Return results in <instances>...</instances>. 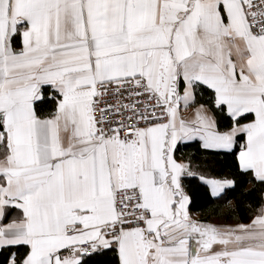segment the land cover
Wrapping results in <instances>:
<instances>
[{
	"label": "snow or ice",
	"instance_id": "snow-or-ice-1",
	"mask_svg": "<svg viewBox=\"0 0 264 264\" xmlns=\"http://www.w3.org/2000/svg\"><path fill=\"white\" fill-rule=\"evenodd\" d=\"M0 264H264V0H0Z\"/></svg>",
	"mask_w": 264,
	"mask_h": 264
}]
</instances>
